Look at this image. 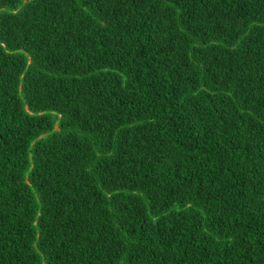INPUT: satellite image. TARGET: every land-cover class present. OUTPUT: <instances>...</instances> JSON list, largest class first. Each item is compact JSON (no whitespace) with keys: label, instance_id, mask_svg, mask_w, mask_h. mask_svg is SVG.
<instances>
[{"label":"trees","instance_id":"1","mask_svg":"<svg viewBox=\"0 0 264 264\" xmlns=\"http://www.w3.org/2000/svg\"><path fill=\"white\" fill-rule=\"evenodd\" d=\"M0 264H264V0H0Z\"/></svg>","mask_w":264,"mask_h":264}]
</instances>
